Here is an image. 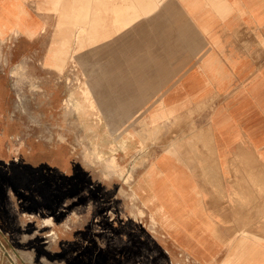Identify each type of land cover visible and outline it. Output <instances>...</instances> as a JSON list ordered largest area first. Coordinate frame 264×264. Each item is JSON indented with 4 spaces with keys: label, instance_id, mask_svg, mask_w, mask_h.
Here are the masks:
<instances>
[{
    "label": "rangeland",
    "instance_id": "1",
    "mask_svg": "<svg viewBox=\"0 0 264 264\" xmlns=\"http://www.w3.org/2000/svg\"><path fill=\"white\" fill-rule=\"evenodd\" d=\"M57 1L33 38L12 33L0 43V264H192L186 238L172 236L159 204L138 188L158 150L211 148L197 139L198 119L168 118L153 102L125 107L102 89L88 51L105 52L96 42L108 31L95 13L97 30H79L57 65ZM84 39L92 41L85 48ZM255 219L243 221L241 235Z\"/></svg>",
    "mask_w": 264,
    "mask_h": 264
},
{
    "label": "crops",
    "instance_id": "2",
    "mask_svg": "<svg viewBox=\"0 0 264 264\" xmlns=\"http://www.w3.org/2000/svg\"><path fill=\"white\" fill-rule=\"evenodd\" d=\"M40 2L35 13L33 0H0V43L48 23L55 0ZM94 13L108 31L96 42L105 52L91 54L104 90L125 107L192 114L211 146L158 150L140 196L168 207L192 264H264V0H91V23Z\"/></svg>",
    "mask_w": 264,
    "mask_h": 264
},
{
    "label": "bare ground",
    "instance_id": "3",
    "mask_svg": "<svg viewBox=\"0 0 264 264\" xmlns=\"http://www.w3.org/2000/svg\"><path fill=\"white\" fill-rule=\"evenodd\" d=\"M83 2V3H82ZM90 4L91 0H61L60 1V17L57 23V39L53 45L55 48L52 47L53 58L56 60L57 65H65L67 60L72 53L74 38L77 36H81L83 33L90 34L89 29L93 28L96 29L90 23ZM72 26L70 29L66 26ZM97 30V29H96ZM92 41L90 39H84L81 41V47L85 48L88 44H91ZM90 55L92 52L94 53L93 49L88 51ZM55 63V62H54ZM99 77V78H98ZM97 83L105 89V76H98ZM105 91V90H104ZM129 152L127 153V156ZM160 209L164 213L165 216L169 219L168 212L165 210L168 207H165V204H159ZM170 220V219H169Z\"/></svg>",
    "mask_w": 264,
    "mask_h": 264
}]
</instances>
